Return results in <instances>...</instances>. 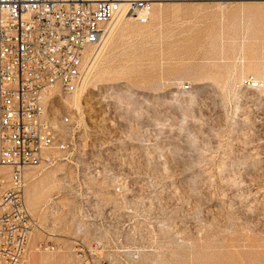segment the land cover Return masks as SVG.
<instances>
[{
    "label": "rangeland",
    "instance_id": "obj_1",
    "mask_svg": "<svg viewBox=\"0 0 264 264\" xmlns=\"http://www.w3.org/2000/svg\"><path fill=\"white\" fill-rule=\"evenodd\" d=\"M153 1L58 103L74 139L27 169L22 264H78L77 243L96 264H264V0Z\"/></svg>",
    "mask_w": 264,
    "mask_h": 264
},
{
    "label": "built area",
    "instance_id": "obj_2",
    "mask_svg": "<svg viewBox=\"0 0 264 264\" xmlns=\"http://www.w3.org/2000/svg\"><path fill=\"white\" fill-rule=\"evenodd\" d=\"M151 10L148 0H0V264H22L38 227L25 199L27 169L53 164L74 139L72 116L56 113L58 103L84 89L110 23H146ZM124 184L114 188L119 197ZM79 190L80 206L101 204L90 187ZM74 250L78 264L100 256L80 243Z\"/></svg>",
    "mask_w": 264,
    "mask_h": 264
},
{
    "label": "bare ground",
    "instance_id": "obj_3",
    "mask_svg": "<svg viewBox=\"0 0 264 264\" xmlns=\"http://www.w3.org/2000/svg\"><path fill=\"white\" fill-rule=\"evenodd\" d=\"M89 1H92V0H89ZM148 1H151V0H148ZM152 3L151 4H153V3H155L153 0L151 1ZM251 86L252 87H254V88H257L258 87V85L257 84H254V83H251ZM78 93V92H77ZM77 93H75V94H77ZM74 94V95H75ZM79 94V93H78ZM1 170H3V169H1Z\"/></svg>",
    "mask_w": 264,
    "mask_h": 264
}]
</instances>
